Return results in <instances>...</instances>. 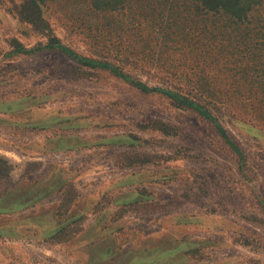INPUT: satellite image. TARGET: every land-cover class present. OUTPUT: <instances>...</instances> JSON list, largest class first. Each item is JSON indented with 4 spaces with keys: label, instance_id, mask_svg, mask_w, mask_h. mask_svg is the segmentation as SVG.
<instances>
[{
    "label": "rangeland",
    "instance_id": "1",
    "mask_svg": "<svg viewBox=\"0 0 264 264\" xmlns=\"http://www.w3.org/2000/svg\"><path fill=\"white\" fill-rule=\"evenodd\" d=\"M86 3L46 23L0 0V264H264V121L243 79L205 75L228 108L181 105L209 95L192 54L178 73L125 41L124 63L98 56L62 8ZM254 33L233 58L255 76Z\"/></svg>",
    "mask_w": 264,
    "mask_h": 264
},
{
    "label": "trees",
    "instance_id": "2",
    "mask_svg": "<svg viewBox=\"0 0 264 264\" xmlns=\"http://www.w3.org/2000/svg\"><path fill=\"white\" fill-rule=\"evenodd\" d=\"M27 2L37 17L46 21L48 5L60 3V0ZM62 8L69 13L75 29L81 30L96 48L99 47L94 53L104 57L110 55L111 62L124 63L128 59L123 56L128 50L121 45L125 41L130 47L141 46L139 59H158L157 63L165 65L169 71L178 73L184 62H188V67L192 65L193 73L201 75L198 81H206L209 95L205 99L193 95L191 101L184 96L175 98L181 105L191 108L194 107L191 103L199 101L207 110L216 104L228 108L232 99L220 94L214 82L211 79L208 82L205 75L215 71L232 79L238 76V82L243 79L238 90L240 103L264 121V95L253 93L256 89L264 92V77L260 78L264 71L255 76L249 68L243 67L241 71L243 56L233 58L235 52L243 53L245 48L251 47V31L264 46V0H87L83 10L66 4ZM50 29H53L51 25ZM53 42L60 40L55 38ZM185 51L192 56L176 63L177 54ZM117 67L122 69V66ZM248 84L251 86L247 87ZM242 91L248 93L240 94Z\"/></svg>",
    "mask_w": 264,
    "mask_h": 264
}]
</instances>
